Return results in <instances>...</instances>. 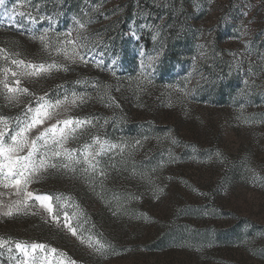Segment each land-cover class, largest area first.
I'll use <instances>...</instances> for the list:
<instances>
[{
    "label": "rangeland",
    "instance_id": "obj_1",
    "mask_svg": "<svg viewBox=\"0 0 264 264\" xmlns=\"http://www.w3.org/2000/svg\"><path fill=\"white\" fill-rule=\"evenodd\" d=\"M48 29L54 39L83 38L87 62L22 86L50 98L86 94L65 115L107 119L69 147L93 134L129 147L102 158L108 176L94 187L78 174H49L30 190L73 197L85 214L73 225L112 247L98 254L44 213L0 216V237L48 244L77 264H264V0L0 7V48L20 58L49 60L32 38ZM22 101L10 106L0 96V114L19 115L32 98ZM0 264L15 261L4 251Z\"/></svg>",
    "mask_w": 264,
    "mask_h": 264
},
{
    "label": "snow or ice",
    "instance_id": "obj_2",
    "mask_svg": "<svg viewBox=\"0 0 264 264\" xmlns=\"http://www.w3.org/2000/svg\"><path fill=\"white\" fill-rule=\"evenodd\" d=\"M4 6L5 0H0V7ZM24 6L27 5H20ZM5 11H8L6 7ZM13 11L26 18L29 24L38 22L30 13ZM9 19H14V16H9ZM39 19L43 20L44 17ZM48 19L51 20L50 17ZM75 23L78 30L86 28L80 20H75ZM50 31L48 29L32 37L39 41L49 60L33 62L20 58V53L0 48V96L10 106L21 104L22 97L32 98L19 115L12 117L0 114V216L44 213L58 225L62 219L63 228L82 244L103 254L112 247L110 242H102L93 234H82V228L73 225L74 219L85 215L73 197L65 193L30 190L31 185L49 174H78L94 187L95 178L99 177L103 181L108 176L102 158L108 156L111 160V154L117 150L123 154L129 147L123 143L114 144L99 134L91 135L90 140L79 147H69L70 142L78 141L88 129L96 128L97 125L102 128L108 123L107 119L100 124L98 117L65 115L71 108L85 103L88 98L86 94L73 91L70 94L65 92L62 97L50 98L47 93L37 96L22 86V80L48 77L54 72H68V64L87 62L86 55L80 51L88 47L83 38L71 39L72 33L69 32L64 39L59 36L54 39ZM56 57H62L67 63ZM75 83L80 84L82 81ZM172 142L176 143L175 140ZM140 143L136 141L132 147ZM216 157H221V153L217 152ZM65 209L71 210V215ZM0 250H3L0 255L6 251L15 264H77L62 250L35 241L0 237ZM14 250L15 256L12 255Z\"/></svg>",
    "mask_w": 264,
    "mask_h": 264
}]
</instances>
